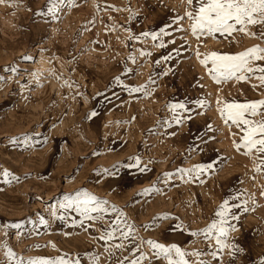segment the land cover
I'll return each instance as SVG.
<instances>
[{"label": "rangeland", "instance_id": "rangeland-1", "mask_svg": "<svg viewBox=\"0 0 264 264\" xmlns=\"http://www.w3.org/2000/svg\"><path fill=\"white\" fill-rule=\"evenodd\" d=\"M49 7V0L0 3V264L60 257L130 264L141 256V264H168L148 241L201 253L185 257L189 264H260L264 166L256 168L264 156L237 151L242 132L219 109L264 100L256 78L264 73L217 83L201 60L264 48V25L249 26L257 35L197 39L186 16L195 4L187 0H62L56 11ZM118 77L142 91L130 93ZM174 103L188 109L177 110L179 124ZM198 166L205 170L197 176L191 170ZM78 192L106 201L107 211L86 219L61 207ZM232 195L240 197L233 209L239 219L217 251L215 240L192 234L218 219ZM117 219L125 231L131 226L128 238L116 232L102 239Z\"/></svg>", "mask_w": 264, "mask_h": 264}, {"label": "snow or ice", "instance_id": "snow-or-ice-1", "mask_svg": "<svg viewBox=\"0 0 264 264\" xmlns=\"http://www.w3.org/2000/svg\"><path fill=\"white\" fill-rule=\"evenodd\" d=\"M4 2L5 0H0V3ZM59 2H62V0H49L50 7L48 11H56ZM187 3L190 6L195 4L194 10L187 12L186 16L193 21L191 33L197 39L201 36H214L215 34L231 36L235 31L257 35V33L247 32L249 26L264 25V0H187ZM144 35L147 36L148 34L145 33ZM258 35L264 38V31L259 32ZM156 38L153 35L152 39L155 40ZM159 47H164V45L160 44ZM168 58V56L163 57L164 60ZM256 61H264V48L252 47L235 55L212 52L201 60V64L208 69L212 79L220 83L231 79L245 81L248 77L244 73H264V67L252 66ZM209 63H211L210 68L208 67ZM256 78L264 85V75ZM116 84L125 87L130 93L142 91V89L127 88L126 85H121L119 77L116 79ZM204 103L203 100L196 101L199 107H203ZM170 110L175 114V121L179 124L181 123V118L180 112L177 110L187 111L188 109L185 103H174L170 105ZM219 111L221 118L226 124L230 121L232 125H235L242 132L240 142L235 144L237 151L244 149L245 155H251L255 151L264 156V100L246 103H225L224 108L219 109ZM95 114V112L92 113V115ZM256 116H261L262 119H252ZM138 165L139 160L137 159L135 165H129V167ZM262 166H264V158L261 159V164L257 166L256 171H261ZM208 167L211 168V165H208ZM204 170L203 166H198L192 169L191 172L198 176ZM180 171L181 173L184 172L182 169ZM4 175L7 176L9 173L5 171ZM262 195H264V192H262ZM239 199L238 195H232L230 199H224L215 213V217L218 219H214L203 233H193L192 235H203L209 242L215 240L216 245L219 246L217 251H223L227 247L224 238L229 231L235 230L231 222L239 219L233 211V209L241 207L238 203ZM106 203V201L97 200L96 197L91 196L87 192H78L74 197H65V203L61 207L65 210L71 208L86 219H96L91 214L105 213L107 209L104 204ZM112 211L118 210L113 208ZM120 215L123 214L120 213ZM110 227L112 230L107 231L101 237L106 241L113 239L116 232H120L125 239L131 233V226H126L127 231H125V228L121 227L119 219L114 224H111ZM177 227L179 228V226ZM148 244L154 250L155 255L158 257L162 256L168 261V264H189L185 257L201 255L199 252H184L176 245L166 247L153 241H148ZM117 247H122V245H117ZM6 255L11 260L15 254L9 249ZM211 255L215 258L217 252L214 251ZM142 259L143 256L133 259L130 264H141ZM20 264H25V262L20 261ZM27 264H80V262L79 260L73 262L60 257L57 260H29ZM92 264H96L95 257L92 258ZM199 264H206V262L200 260ZM260 264H264V259H261Z\"/></svg>", "mask_w": 264, "mask_h": 264}]
</instances>
